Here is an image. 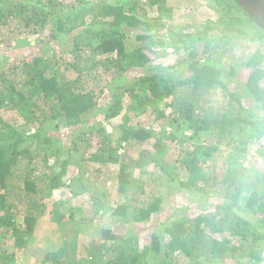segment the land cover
Listing matches in <instances>:
<instances>
[{
	"label": "trees",
	"instance_id": "trees-1",
	"mask_svg": "<svg viewBox=\"0 0 264 264\" xmlns=\"http://www.w3.org/2000/svg\"><path fill=\"white\" fill-rule=\"evenodd\" d=\"M222 1L226 14L213 25L208 21L193 32L178 33L169 62L162 65L152 63V51L123 41L126 28L146 24L133 12L137 3L132 0H0V49L13 42L30 44L28 35L36 34L44 48L30 60L9 63L6 58L0 64V111L8 107L22 120L12 124L0 114V238L13 244L11 252L1 250L0 264H16L17 251L28 246L36 222L47 212L41 200L60 187L72 196L86 193L95 216L106 214L127 229L104 228L101 238L85 245L78 238L84 223L74 222L73 201L55 202L50 212L62 224L61 242L45 253L42 264H181L175 252L189 264H264V171H255L262 182H249L247 171L254 169L242 163L248 154L264 160L259 50L243 61L251 69L244 93L228 92L231 98L222 107L206 110L215 88H227L221 77L234 74L235 67H226L223 60L231 42L248 28L252 40L262 41L264 31L234 0ZM126 2L132 4L126 7ZM213 31L223 32L219 43ZM198 41L202 56L196 53ZM93 69L99 74L91 86L85 74ZM128 71L134 73L132 83L123 87ZM244 96L257 113L244 106ZM124 97L131 100L127 107ZM96 114L108 123L116 121L119 140L130 146L150 141L152 150L142 149L138 161H121L103 121L92 117ZM152 115L156 122L163 120L162 132L149 125ZM177 137L178 145L191 144L168 160L163 141ZM224 139L231 145L224 173L221 179L210 177L205 169L227 149L221 146ZM109 164L120 167L115 194L123 201L112 200L105 182L98 174L91 176L93 167L100 173ZM162 187L221 193L224 201L208 203L192 217L173 216L152 225L162 206ZM19 201L25 206L22 215L15 204Z\"/></svg>",
	"mask_w": 264,
	"mask_h": 264
},
{
	"label": "rangeland",
	"instance_id": "rangeland-1",
	"mask_svg": "<svg viewBox=\"0 0 264 264\" xmlns=\"http://www.w3.org/2000/svg\"><path fill=\"white\" fill-rule=\"evenodd\" d=\"M109 1L110 3H112L115 0ZM132 2L137 3V6L133 12L136 13L138 19L146 22V24H138L134 28H126L125 30L127 34L123 41L127 44H131L132 46H142L147 50L152 51V57L154 59L152 63L162 65H165L166 62H169L167 57H169V53H172V51L174 50L172 41L176 39L178 33L181 34L182 32H193L198 26L208 21L213 25L218 20H220L222 14H226L227 12L226 9H222L223 6H226V3L222 0H160V2H157L156 4L154 3L155 1L152 2L150 0H132ZM128 4L129 3L126 2L125 6L129 7L132 3H130L129 6ZM233 10H235V8H233ZM233 10L232 13L234 14L236 11L234 12ZM211 34L216 39V43H219L218 40L221 41V39L223 38V32L213 31L211 32ZM11 36L9 35V37ZM251 37V29H244V35H242V38H240V40H237L238 42L232 41L230 46L227 48L226 53H224L223 60L225 62V65L226 67L234 66V74L221 77L223 82L227 84V88L226 90H224L220 86L215 88L214 93L216 95L212 96V100L209 103V106H207L208 108H206L207 111L210 107L213 108L214 106L217 107L218 105L222 107L229 100V98H231L228 92L244 93L243 85L251 69L249 66L243 64V61L251 57L255 50H259L263 54V62L261 63V66L264 68V40H252ZM28 39H30V44L19 42L18 45L14 46L13 42L12 45H10V48H7L5 50L0 49V64L4 63L1 60L6 58L10 63L11 61H14L15 58L30 60L32 56L43 54L44 48L41 45V35H28ZM201 45L202 42L198 41L195 43L197 49L196 53L198 54V56L203 55V53H201ZM101 69L99 70L101 71ZM63 71L68 74L71 73V71ZM108 72L109 73H106V75L108 79H111L112 73L110 71ZM97 74L99 73L96 72L95 69L88 71L85 74V83L88 82L87 85L94 86L93 79H95ZM126 74L128 75L126 76V82H120L123 87L125 83H132V75H134L133 71H128V73ZM95 87H98V84L95 85ZM180 88L182 93L181 95L184 97V87L180 86ZM117 93H121V90H117ZM108 96L109 93L107 91L105 96L101 97V100L104 98L103 103H105V100L106 98H108ZM216 99L217 102H215ZM123 103L127 107L131 103V100L128 97H124ZM242 103L245 107H251V109H254L253 111H255L256 113L259 111L256 106L252 104V100L248 98V96H244L242 98ZM233 104L234 106L236 105V103ZM168 111L170 110L167 109V112ZM0 114L2 118L9 123L20 125V123L22 122L21 119L17 118L16 112L8 107L3 108L0 111ZM92 117L96 119V121H103L102 124L103 126H105L108 132V136L112 141L111 145L117 148V153L122 158L121 161H123V159L126 157L138 161V156L142 149L147 148V150H152L150 141L147 144H143L140 146H130L129 144H126L125 141L119 140V131L115 128L116 121H110L108 123L107 121L101 120L100 114L93 115ZM150 118L151 119L149 121L152 123H149V125L153 127L155 132H162L163 120H161L160 122H156L155 120H153L154 115L150 116ZM91 121H93V119H91ZM166 131H169V128H166ZM246 131L247 130L244 129L241 134L243 133L242 135H246ZM63 134L69 137L71 133L67 129H63ZM176 134L178 135V133ZM186 137L187 135L184 136L185 139ZM178 140L179 137H177V139L174 141L164 139L163 143L166 147V158L168 160L174 159L177 155L180 154L182 148L187 149L191 144L189 140H185V144L180 146L177 143ZM226 140L227 139H224L223 142H221V146L223 148H227L222 152V156H215L214 160L210 161V164H208L207 168L205 169L206 173H208L210 177L214 175L219 179L222 178L224 171H222L221 168H224L226 166L227 156L231 152H227V150L231 148V145H229L228 143L225 144ZM151 142L153 143V140H151ZM237 159L241 160L242 157H238ZM242 163L245 167L251 165L254 169L247 171L249 182H253L256 180V183H259L263 181L262 179H259V181H257L258 179L255 172L257 170L260 172L264 171L263 159L256 157L255 154L254 156L248 154L245 159H242ZM119 168V165L109 164L105 167H102L100 173L97 172V167H93L90 173L91 176H95L96 174H98L100 180H103V182H105L106 187L109 189L108 193L110 194V198H112V200L117 199V201H123V199L119 198L115 194V173ZM138 171L139 169L136 170V176H138L137 178L139 179V175H137ZM145 177L146 176H143L142 178L145 179ZM42 187H46L45 182L42 183ZM161 191L164 195L162 206L160 208V211L153 218L152 225H155L158 221L162 222L166 220V218L173 216L192 217L199 212L200 208L207 206L208 203L212 205L216 202L224 201V199L220 198L222 195L221 193H209V195H203V193H190L187 190L175 187L169 188L167 190L166 188L162 187ZM49 195L50 196L47 197H44L45 195L42 196L44 197L43 199L41 197V201L46 205L47 212L36 222L33 236L28 246L23 250L17 251L16 264H42L45 253L56 249L60 245L61 234L59 226L62 224L57 223V221L53 219L50 211L55 202H59L64 199H68L71 202L73 201V204L76 207L74 222L82 220V222L84 223V226L80 227V233L78 236L80 243L83 242L85 243V245H87L89 240L93 241L95 239L101 238L102 229L112 228L116 225H119L117 230H115L116 232H125V228L127 225L114 222V220L106 214L104 216H102L103 214L95 216L92 211V207H89V199L86 193L82 194L81 192H79V194H77L76 196H72L66 187H60L56 189L53 194L49 193ZM15 204L20 215H22L25 207L24 204L20 201ZM3 243L6 244L2 245ZM12 245V239L5 238L3 242V238H0V256L1 254H3V251H1L2 249H7V251L11 252L13 250ZM79 247L81 248L82 246ZM181 256L182 255H180L179 257V262L181 264H189V261L185 257Z\"/></svg>",
	"mask_w": 264,
	"mask_h": 264
},
{
	"label": "water",
	"instance_id": "water-1",
	"mask_svg": "<svg viewBox=\"0 0 264 264\" xmlns=\"http://www.w3.org/2000/svg\"><path fill=\"white\" fill-rule=\"evenodd\" d=\"M235 3L264 31V0H234Z\"/></svg>",
	"mask_w": 264,
	"mask_h": 264
},
{
	"label": "clouds",
	"instance_id": "clouds-1",
	"mask_svg": "<svg viewBox=\"0 0 264 264\" xmlns=\"http://www.w3.org/2000/svg\"><path fill=\"white\" fill-rule=\"evenodd\" d=\"M173 255H174V256H180V255H182V254H180V253H178V252H175Z\"/></svg>",
	"mask_w": 264,
	"mask_h": 264
}]
</instances>
